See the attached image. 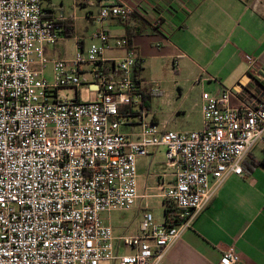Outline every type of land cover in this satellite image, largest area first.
<instances>
[{
  "label": "built area",
  "instance_id": "obj_1",
  "mask_svg": "<svg viewBox=\"0 0 264 264\" xmlns=\"http://www.w3.org/2000/svg\"><path fill=\"white\" fill-rule=\"evenodd\" d=\"M81 1L98 8L100 24H126L136 14L121 0ZM65 20L46 16L43 0H0V264H165L263 141L264 68L253 62L248 83L203 93L202 129L161 132L141 123L139 141H131L120 132V108L143 100L135 77L141 56L126 38L98 28L86 49L77 41L73 57L51 58ZM120 48L123 57L106 59ZM83 86L93 99L81 101ZM61 89L74 97L62 98ZM157 147L175 172L162 196L177 212L163 224L145 212L138 234L117 238L102 215L133 209L137 160ZM116 240L133 252L118 254ZM240 263L234 247L219 262Z\"/></svg>",
  "mask_w": 264,
  "mask_h": 264
},
{
  "label": "crops",
  "instance_id": "obj_2",
  "mask_svg": "<svg viewBox=\"0 0 264 264\" xmlns=\"http://www.w3.org/2000/svg\"><path fill=\"white\" fill-rule=\"evenodd\" d=\"M121 2L136 12L126 24L113 19L99 24L98 8L81 0H43V8L48 17L66 18L61 39L47 50L52 58L73 57L67 53L71 41L74 53L77 41L86 49L98 28L113 38H126L137 49L142 58L140 88L150 99L120 108V132L131 141H139L141 123L153 124L161 132L202 129L203 93L217 95L248 83L253 62L264 68V0ZM65 24L72 27V37L66 36ZM124 55L120 48L106 52L105 57ZM263 159L264 138L245 159L243 175L224 182L193 227L168 252L165 264H219L230 247L240 254V264H264V166L259 164ZM165 162L164 147L150 148L137 160L136 205L116 221L111 216L114 212L102 215L117 238L138 234L145 212H156L154 217L161 224L168 219L169 205L162 195L174 185L175 172ZM121 248L125 247L116 240L118 254L133 252L128 248L121 252Z\"/></svg>",
  "mask_w": 264,
  "mask_h": 264
},
{
  "label": "rangeland",
  "instance_id": "obj_3",
  "mask_svg": "<svg viewBox=\"0 0 264 264\" xmlns=\"http://www.w3.org/2000/svg\"><path fill=\"white\" fill-rule=\"evenodd\" d=\"M67 53H68V55H73L74 54L72 41L69 42V45L67 47ZM51 68L52 67L49 64L47 66V68H46V71H45V75H46V77H47V79L49 81L52 80ZM84 79L87 80V82L92 81V78L89 75H85ZM59 95L62 98L66 97L68 99H71V98L74 97L73 91L70 90V89H61L59 91ZM93 97H94V94L89 91L88 87H86V86L81 87V89H80V99H81V101H89V100L93 99ZM182 131H185V130H182ZM123 213H125V212H119L118 211V212H114L113 214H111V216H112L113 220L116 221V220L121 219L123 216H128V214H123ZM154 215L157 216V213L155 212ZM126 251H127V249L121 248V252H126Z\"/></svg>",
  "mask_w": 264,
  "mask_h": 264
},
{
  "label": "trees",
  "instance_id": "obj_4",
  "mask_svg": "<svg viewBox=\"0 0 264 264\" xmlns=\"http://www.w3.org/2000/svg\"><path fill=\"white\" fill-rule=\"evenodd\" d=\"M72 29V27H69V26H67L66 24H65V30L67 31V32H65L66 33V36H68V37H72L73 36V34L71 33V32H69V30H71ZM142 69H141V67H138V68H136V70H135V77L136 78H138L139 77V73H140V71H141ZM150 99V96L148 95V94H146V95H143V102L144 103H147L148 102V100ZM147 107H148V105H147ZM248 156H250V154L248 155ZM247 156V157H248ZM246 157V158H247ZM245 161V160H244ZM244 163V162H243ZM260 165H262V166H264V159L259 163ZM244 168V167H243ZM169 205V204H168ZM169 207H170V205H169ZM167 208L166 209V211H165V215L167 216V215H169V216H173L175 213H174V210L173 209H171V208Z\"/></svg>",
  "mask_w": 264,
  "mask_h": 264
}]
</instances>
